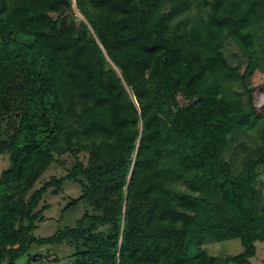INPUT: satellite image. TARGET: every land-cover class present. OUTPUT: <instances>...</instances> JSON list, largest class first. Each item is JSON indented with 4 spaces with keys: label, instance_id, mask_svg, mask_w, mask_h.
Returning a JSON list of instances; mask_svg holds the SVG:
<instances>
[{
    "label": "trees",
    "instance_id": "obj_1",
    "mask_svg": "<svg viewBox=\"0 0 264 264\" xmlns=\"http://www.w3.org/2000/svg\"><path fill=\"white\" fill-rule=\"evenodd\" d=\"M222 33L263 63L264 0H0V264L61 244L72 264H252L264 116ZM65 181L83 213L35 236ZM232 239L240 253L206 249Z\"/></svg>",
    "mask_w": 264,
    "mask_h": 264
},
{
    "label": "rangeland",
    "instance_id": "obj_2",
    "mask_svg": "<svg viewBox=\"0 0 264 264\" xmlns=\"http://www.w3.org/2000/svg\"><path fill=\"white\" fill-rule=\"evenodd\" d=\"M217 37L225 44L226 52L232 59L235 70L239 73H243L246 70L244 83L252 93L253 103L258 111L257 115L264 116V62L261 63L258 58H253L252 61L248 62L242 57L240 50L228 39L225 33L219 34ZM243 97L245 98V95ZM80 157H83V155L80 154ZM62 159L65 160L64 167L60 164H54L35 182L30 178H22L20 190L9 200V205L13 209H19L26 198L25 192L27 190L39 187L42 181L49 179L50 175L58 178L66 174L73 165L72 158L63 157ZM6 164V158H0V172ZM49 195L46 197V203L51 204V207L43 213L44 216L38 221L37 228L34 230L35 236L47 237L52 235L58 228L72 226L75 220L83 213L82 207L77 205L64 211L69 203L81 195L80 186L76 182L65 181L61 189L57 190L55 196ZM63 198L66 199L64 200ZM206 249L218 259L223 258L225 255L240 253L242 250L240 242L237 239L222 243H210L206 246ZM72 251L73 248L67 244L44 247L32 246L29 249V254L31 257L38 258V262L35 264H72V260L68 258ZM41 256L43 257L41 258L42 262L39 259ZM263 260L264 245L259 244L257 245L256 256L251 262L252 264H262ZM27 261L28 256L23 255L18 259L16 264H28Z\"/></svg>",
    "mask_w": 264,
    "mask_h": 264
}]
</instances>
